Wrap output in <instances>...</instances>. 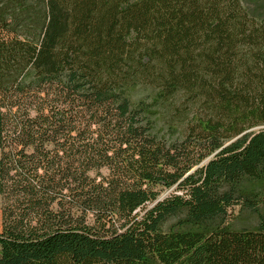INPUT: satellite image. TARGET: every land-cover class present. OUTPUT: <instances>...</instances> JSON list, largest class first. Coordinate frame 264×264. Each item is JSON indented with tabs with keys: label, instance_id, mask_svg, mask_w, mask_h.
Segmentation results:
<instances>
[{
	"label": "trees",
	"instance_id": "16d2710c",
	"mask_svg": "<svg viewBox=\"0 0 264 264\" xmlns=\"http://www.w3.org/2000/svg\"><path fill=\"white\" fill-rule=\"evenodd\" d=\"M246 3L13 0L43 23L0 17V264H264Z\"/></svg>",
	"mask_w": 264,
	"mask_h": 264
},
{
	"label": "rangeland",
	"instance_id": "374dc122",
	"mask_svg": "<svg viewBox=\"0 0 264 264\" xmlns=\"http://www.w3.org/2000/svg\"><path fill=\"white\" fill-rule=\"evenodd\" d=\"M247 9L250 12L259 11L260 7L264 4V0H246ZM13 0H5V2L0 4V17L9 21L15 26L18 34L23 38H33L40 32V28L43 23V17L38 14L34 9H20L19 7H14ZM167 194V193H166ZM165 194V195H166ZM163 195V196H165ZM1 208V199H0ZM1 215V213H0ZM233 215L237 216V210H233ZM244 219L241 216L240 219ZM249 219V217H248ZM1 223V217H0ZM236 227L238 224L236 223Z\"/></svg>",
	"mask_w": 264,
	"mask_h": 264
}]
</instances>
